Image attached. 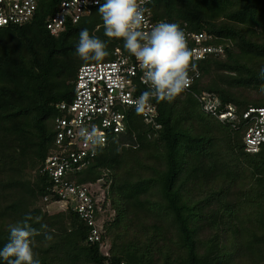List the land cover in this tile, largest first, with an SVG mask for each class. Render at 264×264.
<instances>
[{"label": "trees", "instance_id": "1", "mask_svg": "<svg viewBox=\"0 0 264 264\" xmlns=\"http://www.w3.org/2000/svg\"><path fill=\"white\" fill-rule=\"evenodd\" d=\"M57 2L40 0L32 21L0 27V248L9 224L31 214L33 227L47 224L53 237L34 238L41 264H264V145L247 152L243 125L231 130L191 92L172 102L154 100L159 128L130 110L127 133L112 138L78 173L81 182L104 175L110 181L107 251L88 240L90 227L74 209L44 208L50 183L39 170L54 148L57 105L72 99L79 67L96 62L75 55L79 32L87 28L107 43L103 61L116 48L128 53L122 39L104 35L99 6L52 35L46 22ZM152 11L157 21L186 23L226 43L225 56L201 62L196 91L214 92L240 109L264 106V99L231 89L264 84L258 37L264 0H153ZM207 76L213 77L204 83ZM125 233L131 238L123 241Z\"/></svg>", "mask_w": 264, "mask_h": 264}, {"label": "built area", "instance_id": "2", "mask_svg": "<svg viewBox=\"0 0 264 264\" xmlns=\"http://www.w3.org/2000/svg\"><path fill=\"white\" fill-rule=\"evenodd\" d=\"M39 1L0 0V27L32 21ZM152 2L150 0L144 5L150 9L147 14L149 28L161 22L154 18ZM57 3L55 12L46 22L52 35L60 34L69 23H79L99 6L96 0H58ZM179 25L192 51V62L197 65V71L190 72L192 83L185 92L193 93L205 113L228 125L231 130L243 125L246 129L243 137L245 150L258 152L264 145V106L250 105L240 109L234 104L222 102L214 92L194 89L195 83L202 77L201 62L210 56H225L226 43L215 42L217 37L206 30L190 29L186 23ZM113 54L110 60L85 63L79 67L72 99L57 105L59 114L53 122L56 131L54 148L39 170L48 176L50 183L49 191L43 197L46 207L56 203L61 209H74L90 227L88 240L100 242L105 251L103 233L113 213L107 202L110 181L106 175L90 182L78 180V173L94 158L78 136L79 128L84 126L90 130L92 125H96L105 134L106 146L112 138L127 133L128 113L135 110L130 101L148 90L135 57L124 53L121 48H116ZM150 104L151 107L140 115L144 122L159 128L157 105L154 100Z\"/></svg>", "mask_w": 264, "mask_h": 264}, {"label": "clouds", "instance_id": "3", "mask_svg": "<svg viewBox=\"0 0 264 264\" xmlns=\"http://www.w3.org/2000/svg\"><path fill=\"white\" fill-rule=\"evenodd\" d=\"M98 3L104 35L109 39H122L123 47L134 56L143 73L142 79L148 86L137 99L130 101L137 114H143L151 107L150 102H172L185 92L192 83L190 72L197 71L192 62V51L188 47L186 34L178 23L158 22L149 28L144 7L150 0H104ZM75 55L81 60L103 61L109 55L107 43L97 36L90 35L87 28L79 32ZM264 80V65L259 70ZM259 91L264 93V84ZM78 136L93 157L105 144V134L96 125L81 126ZM37 222L40 218H36ZM33 217H25L9 224L8 242L0 248V258L5 264H41L38 253L34 251V238L43 234L45 241L53 237L47 232V224L40 229L33 227Z\"/></svg>", "mask_w": 264, "mask_h": 264}, {"label": "rangeland", "instance_id": "4", "mask_svg": "<svg viewBox=\"0 0 264 264\" xmlns=\"http://www.w3.org/2000/svg\"><path fill=\"white\" fill-rule=\"evenodd\" d=\"M258 30V29H257ZM261 32V31H260ZM260 36V39L262 40H264V32H262V34L260 33V35H258V37ZM264 63V62H263ZM213 76H207V77H204V79H203V81H204V83H207L211 78H212ZM232 89V91H234L236 94H238V95H243V96H246V97H248L250 100H262V99H264V93H261L260 91H259V89L258 88H231ZM182 98H185V97H182ZM34 171L35 170H33V171H29L28 172V175H29V173H30V177H32V175L34 174ZM41 203H43V200H42V202ZM44 208L45 209H47V211H49L50 213L52 212H56V211H59L58 209H61L56 203H52V205H50L49 207H46V204L44 205ZM123 241H125V240H127V239H129V238H131V235L129 234V235H127L126 233L125 234H123ZM111 243H110V240H109V238L107 237V242H106V244L104 245V248L106 249V251L110 248V245Z\"/></svg>", "mask_w": 264, "mask_h": 264}]
</instances>
